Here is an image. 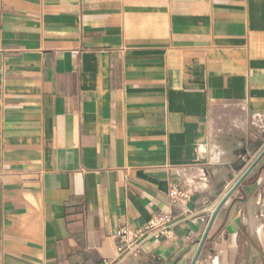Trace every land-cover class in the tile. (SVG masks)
<instances>
[{"label": "crops", "instance_id": "0c3cea01", "mask_svg": "<svg viewBox=\"0 0 264 264\" xmlns=\"http://www.w3.org/2000/svg\"><path fill=\"white\" fill-rule=\"evenodd\" d=\"M263 151L264 0H0V264H264Z\"/></svg>", "mask_w": 264, "mask_h": 264}, {"label": "built area", "instance_id": "2783aa9c", "mask_svg": "<svg viewBox=\"0 0 264 264\" xmlns=\"http://www.w3.org/2000/svg\"><path fill=\"white\" fill-rule=\"evenodd\" d=\"M168 197L172 204L181 203L185 205L190 201L189 194L176 186L170 188ZM177 222V218L170 214L156 213L139 229L122 228L118 230L115 238L120 245L124 246V248L118 246V257L137 255L142 244L149 240L168 239ZM103 264H112V261Z\"/></svg>", "mask_w": 264, "mask_h": 264}, {"label": "water", "instance_id": "95a60500", "mask_svg": "<svg viewBox=\"0 0 264 264\" xmlns=\"http://www.w3.org/2000/svg\"><path fill=\"white\" fill-rule=\"evenodd\" d=\"M264 155V151L262 152V154L256 159V161L252 164V166L244 173V175L239 179V181L234 185V187L227 193V195L220 201V203L218 204V206L216 207V209L213 211L211 218L208 222L204 237H203V241L210 229V226L212 225V222L216 216V214L218 213V211L220 210V208L222 207V205L225 203V201L231 196V194L234 192V190L241 184V182L243 181V179L250 173V171L252 170V168L257 164V162L259 161V159ZM198 255L195 256V258L193 259L191 264H194L196 261Z\"/></svg>", "mask_w": 264, "mask_h": 264}]
</instances>
